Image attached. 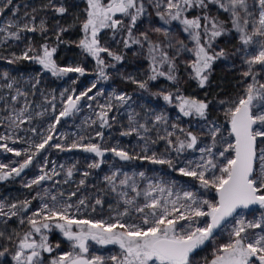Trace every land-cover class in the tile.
I'll use <instances>...</instances> for the list:
<instances>
[{"label":"snow or ice","instance_id":"1","mask_svg":"<svg viewBox=\"0 0 264 264\" xmlns=\"http://www.w3.org/2000/svg\"><path fill=\"white\" fill-rule=\"evenodd\" d=\"M12 3L13 0H3L0 15ZM85 3L84 19L80 21L83 36L77 46L94 58L97 80L78 94L74 88L70 93L65 89L60 94L58 114L56 95L43 96L40 104L30 99L40 84L39 76L33 78L29 90H24L9 72L0 73V80L5 81L0 84V102H3L0 128L5 129L0 134V149L23 157L13 164L0 163V181L20 177L33 165L36 157L50 147L61 151L82 149L100 158L89 163V169L100 168L107 152L122 161L148 160L153 164L167 165L180 176L196 180L201 189L214 191L216 197L203 198L197 191L185 189L175 181L148 179L143 171L129 175L116 170L104 176L107 189H101L116 195V206L109 205L114 214L107 219L78 218V214L82 216V209L96 212L97 206L102 209L104 205L102 197H95L93 203V198L78 195L86 184L85 178L91 173L83 172L84 178L79 180L76 190L66 192L57 185L69 183L77 170L76 165L49 168V161L45 158L39 166L40 174L24 184L28 189L39 188L31 199L0 201V224L6 225L15 217L20 225H27L23 233L0 230V240L5 241L0 244V258L10 256L15 264H199L198 252L213 243L219 232L226 231L227 242L215 247L212 258H205L203 264H264V0H85ZM149 7L156 10L155 15L164 25L153 27L151 31L163 39L154 40L148 31L134 34L138 21L150 15ZM43 8L60 16L69 11L60 0H47ZM18 10L19 7L15 6L13 16ZM35 11L33 9V13ZM224 14L227 16L222 19ZM173 22L181 26L191 47L167 27ZM74 26H62L57 22L56 41L63 42L62 35ZM104 30H111L113 39L123 33L121 42L124 48L132 45L144 48L147 45V79L141 81L127 77L140 89H147L148 82L158 77L179 83L178 61L190 70L189 77L204 88L210 82L216 61L239 55L245 66L237 82L239 91L235 96L218 100L224 106L223 115L230 125L228 136L232 139H225L221 126L208 120L211 101L185 96L177 88L175 95L172 92L158 95L168 103L174 99L179 101L176 106L183 116L204 120L210 143L203 144L201 136L178 124L169 125L164 114L154 115L149 125L147 120L140 123L136 119L137 113L129 115L130 126L121 134H136L143 140L140 153L118 146L104 148L100 143L91 142L95 138L104 139L101 130L95 131L94 137L81 135L68 146L52 143L54 139H67L56 136L57 125L63 118L80 112L81 101H97L104 95L102 90L90 95L100 81L110 79L107 69L115 67L114 63L106 62L102 54L116 62L124 59L123 55L101 42ZM48 31L46 19L37 23L36 15L25 13L23 21L10 20L0 26L3 34L0 42L19 41L24 32L44 35ZM232 33L236 34L239 43L233 52L215 46L219 38ZM57 46L43 43L37 49L29 42L20 55L13 53L7 63L32 61L56 77L69 73L84 76L86 69L82 66L61 67L57 64L54 59ZM185 54H191L190 58L181 61ZM129 100L131 96L127 93L113 91L107 102L97 103L96 109L92 103H87L86 107L93 110L95 118L89 116L85 124L99 129L110 128L111 120L115 119L110 118L116 107L113 101L122 107ZM46 114L54 118L47 128L38 130L34 121ZM154 129L157 139L147 135ZM85 140L88 142L84 143ZM158 140L166 142V148L160 154L150 151ZM9 142L24 143L27 147L17 149L9 146ZM189 150L198 151L199 158L184 157L181 160L180 157ZM60 170L64 171L63 181L55 179L61 175ZM143 180L147 183L142 188L140 181ZM47 182H51V187H44ZM35 200L40 203L33 210ZM254 206L261 210L260 214L248 219L244 210ZM54 230H58L69 243L70 250L58 251L60 243L50 240ZM90 242L117 245L120 252L108 257L90 255ZM0 264L4 261L0 260Z\"/></svg>","mask_w":264,"mask_h":264},{"label":"rangeland","instance_id":"2","mask_svg":"<svg viewBox=\"0 0 264 264\" xmlns=\"http://www.w3.org/2000/svg\"><path fill=\"white\" fill-rule=\"evenodd\" d=\"M3 0H0L2 3ZM68 8V13L60 16L55 14L50 9H44L43 6L47 4V0H13L11 6L4 10L3 15H0V26L6 24L10 20H21L25 18V13L34 14L37 18V23L40 19H46L49 28L48 33L41 35L40 33H22V39L19 41L9 40L6 43L0 42V73L5 71L9 72L12 77H15L20 83L19 87L24 90L31 88L33 78L39 76L40 84L38 85L35 96H30L36 104L43 103V96L56 95L57 101V113L61 108L60 94L65 89L69 90V93L74 88L77 94L80 91L90 87L93 82L97 80V65L91 56L83 53L82 49L79 48L78 41L82 38L83 33L80 27V21L84 19V9L86 7L85 0H60ZM107 2V0H105ZM15 6L19 7L16 15L13 16ZM33 9L36 11L33 13ZM155 9L153 7L148 8V13L140 21H138L134 34H138L141 31H148L149 35L154 39H163L158 34L151 31L153 27H162L163 22L155 15ZM215 11V9H213ZM227 14L221 16L222 19L226 18ZM76 17H79L77 20ZM57 22L62 26L75 25L71 27L69 31L65 32L61 40L63 42L58 43L55 39V33L57 31ZM173 30V35L179 39H185L191 47V42L187 40L186 34L181 31V26L173 22L172 25L167 26ZM3 34L0 33V36ZM101 42L109 47L113 52L123 55L124 59L122 62H116L107 54H102L106 62L114 63V68H108L107 72L110 79L106 81H100L97 84V89L93 90L94 94L97 90H102L104 95L99 96L97 101H81L83 105L82 110L73 116L63 118L56 128V136L67 137V139H54L52 143H63L65 146L71 144L73 140L78 139L79 136H90L94 137L95 131L101 130L104 132V139L99 138L93 139L91 142L100 143L104 148H110L114 146L122 147L125 150L140 153L141 148L144 145V141L141 140L136 134L131 136H124L121 133L128 130L129 128V115L131 113H137L136 119L140 123H144L145 120L151 125L154 115L164 114L171 124H178L181 128L192 131L194 134L201 136L202 143H210L209 137L207 136L206 122L198 117H185L179 111L176 106L179 101L173 100L172 103H168L158 93L172 92L174 95L177 94V88L180 89V93L185 96H191L198 99H204L211 101L208 111V120L213 121L221 126L223 136L225 139L231 140L228 136V125L223 112L224 106L218 103V100L228 98L229 96H235L239 91L237 82L240 79V73L244 70L245 66L242 64L240 56H229L228 59H221L216 61L213 65L212 76L210 82L204 88H200L197 82L189 77V69L180 61L179 70V83H173L167 80L165 77H158L155 81H149L147 89H140L136 84L132 83L127 77H133L136 80H145L149 74V60L147 58V45L144 48H140L138 45H132L131 48H124L121 39L123 33L116 36L113 39V33L111 30H104L101 33ZM31 42L35 48H39L41 44L48 43L50 46H57L54 59L57 64L61 67L67 66H82L86 69L84 76H79L77 73H69L63 77L53 76L50 72L45 71L41 65L32 61H18L14 64L7 63L8 59L12 58V54L20 55ZM227 49L230 53L239 47L236 34L224 36L216 41V45ZM191 54H185L181 57L182 60L190 58ZM76 81V83H73ZM5 81L0 80V84ZM115 91L116 93H127L131 96V100L122 107L119 103L113 101L116 107L110 113V118L115 117L111 120V127H105L99 129L97 126L89 127L85 124V121L89 116L95 118L93 110L86 107L87 103H92L93 108L96 109L97 103L107 102V98ZM66 93L65 95H67ZM0 108H3V102H0ZM98 110V109H97ZM53 115L46 114L42 119L34 121V125L38 130H43L52 122ZM171 130V129H169ZM5 129L0 128V134L4 133ZM160 134H163L162 132ZM24 135V133H21ZM152 139H157V132L154 129L152 132L147 134ZM219 140V137L217 138ZM88 141L85 140L84 143ZM9 146L17 149H23L27 147L24 143L11 144ZM202 146V145H201ZM199 147V146H198ZM219 147V145H218ZM166 148V142L158 140L155 145L151 146L150 151H155L158 154L163 153ZM175 158V154H171ZM200 153L198 151L189 150L180 157L181 160L184 157L190 159H198ZM45 158L49 161V168L53 165L59 166L64 165L65 168L71 167L73 164L76 165V171L73 177L70 179L68 184L61 183L57 185V188H61L67 191L76 190V185L79 180L84 178L82 173L85 171L91 174L85 178L86 184L80 189L78 195L87 196L93 198L94 203L95 197H102L104 200L103 208L97 206V211L92 212L91 209L84 211L82 209V216L78 214V218H93V219H107L114 213L111 212L109 205L115 207L117 197L114 193L107 191L102 192L101 189H107V182L104 180V176L110 175L113 171L119 170L121 173H139L143 171L148 179L163 178L165 180L175 181L179 186H183L185 189H191L197 191L203 198L214 199L216 194L212 190H203L200 188L199 183L190 178L180 176L177 172L170 169L167 165L153 164L148 160H132L122 161L116 157L113 153L107 152L103 160L105 161L98 169H89L87 165L100 158L96 157L92 153L84 152L82 149H73L71 151H61L55 148H48L45 152L41 153L40 156L36 157L33 165L21 174L20 177H14L9 179L10 181H0V201L14 202L18 200L31 199L32 196L39 190V188L28 189L24 187L27 181H30L35 176L39 175V166L43 163ZM23 157H16L12 153H7L3 149H0V163L13 164L15 161H21ZM182 166V165H180ZM59 170V169H58ZM61 171V175L55 177L56 180L63 181L65 179L64 171ZM12 182V185L7 186ZM147 183V180L140 181V186L143 188ZM44 187H51V182L45 183ZM75 199V198H73ZM40 201L35 200L32 203V209H36L39 206ZM122 210V209H121ZM258 207L244 210V215L248 219H253L260 214ZM30 214V213H29ZM27 229V225H20L17 218H12L8 223L0 224V230H7L9 232L15 230L23 233ZM50 240L53 243H60L61 248L58 251H66L69 249V243L63 238L58 230H54L50 234ZM228 240L227 232H219L216 240L213 243L207 244L197 254V261L199 264H203L205 258L210 259L212 252L215 247L221 243H225ZM5 241L0 240V244ZM11 247V244H9ZM120 249L117 245H99L94 242H90V255H102L105 257L119 254ZM47 255V254H46ZM4 261V264H15L11 260L10 256L6 258H0ZM110 264V262H108Z\"/></svg>","mask_w":264,"mask_h":264},{"label":"trees","instance_id":"3","mask_svg":"<svg viewBox=\"0 0 264 264\" xmlns=\"http://www.w3.org/2000/svg\"><path fill=\"white\" fill-rule=\"evenodd\" d=\"M8 181H10V180H8ZM10 185H12V182H10V184H8L7 186H10Z\"/></svg>","mask_w":264,"mask_h":264},{"label":"flooded vegetation","instance_id":"4","mask_svg":"<svg viewBox=\"0 0 264 264\" xmlns=\"http://www.w3.org/2000/svg\"><path fill=\"white\" fill-rule=\"evenodd\" d=\"M212 258V256L210 257V259Z\"/></svg>","mask_w":264,"mask_h":264}]
</instances>
